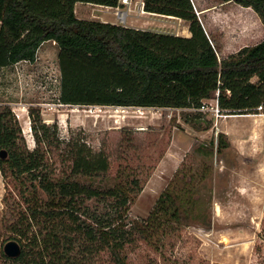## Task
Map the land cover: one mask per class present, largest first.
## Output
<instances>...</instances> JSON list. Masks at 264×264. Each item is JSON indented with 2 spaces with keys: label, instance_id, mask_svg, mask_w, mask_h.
Returning <instances> with one entry per match:
<instances>
[{
  "label": "trees",
  "instance_id": "16d2710c",
  "mask_svg": "<svg viewBox=\"0 0 264 264\" xmlns=\"http://www.w3.org/2000/svg\"><path fill=\"white\" fill-rule=\"evenodd\" d=\"M230 1L251 7L264 24V0H220ZM76 2L119 4V0H0V67L33 62L40 45L53 41L58 47L61 103L199 108L218 92L224 114L257 113V106L264 112V38L219 58L218 46L191 0H142L144 11L186 20L189 36L79 18ZM5 113H0V149L7 157L0 159V172L6 187L12 182L17 190L13 228L18 242L23 241L19 256L12 260L66 264L58 252L60 243L75 232L93 246L91 250L107 249L115 264H125L121 250L128 231L126 204L133 200V190L127 188L130 170L118 168L109 176L104 151L93 150L83 138L60 137L56 124L41 122L38 116L32 119L34 145L29 148ZM210 145L208 151L198 149L211 155L213 140ZM227 145L225 134L218 133L216 152ZM192 177V171L189 175L177 171L146 219L130 228L155 237L197 219L208 227L210 214L199 208L195 191L178 184ZM97 202L106 206L99 209ZM49 250L54 255L46 261Z\"/></svg>",
  "mask_w": 264,
  "mask_h": 264
},
{
  "label": "rangeland",
  "instance_id": "374dc122",
  "mask_svg": "<svg viewBox=\"0 0 264 264\" xmlns=\"http://www.w3.org/2000/svg\"><path fill=\"white\" fill-rule=\"evenodd\" d=\"M139 2L130 0L132 14L127 13L126 24L130 15H138ZM192 3L195 12L194 5L201 12H196L197 17L218 46L219 58L264 38V24L251 7L220 0ZM98 5L77 4V17L124 25L113 10H101ZM165 16L168 17L150 13L146 18H136L146 21L141 24L142 29L181 36L189 32L186 20ZM57 52L53 41H45L38 48L35 61L0 67V113L9 112L5 114L20 129L19 134L29 148L34 145L32 119L38 116L41 122L56 124L60 137L83 138L93 150L104 151L109 176L116 175L118 168L130 170L127 188L133 190V200L126 204L124 223L128 231L121 250L125 264H264L261 106L256 107L257 113H249L252 115H228L222 110L214 112L212 98L205 100V108L61 103ZM251 80L256 82L257 77ZM218 133L225 134L228 143L220 153L216 152ZM211 140V155L198 149L203 146L210 150ZM181 170L188 171V175L193 172L188 183L178 184L187 191H195L199 208L210 214L209 226L201 225L197 219L155 237L132 230L131 223L146 219L159 193ZM16 193L12 182L6 187L0 172V264H31L15 262L3 252L5 242H18L17 229L13 228L18 209ZM110 202L114 204V200ZM95 206L100 209L106 204L97 202ZM61 243L58 252L63 263L115 264L109 250H91L93 246L75 232H70ZM53 255L47 251L45 260Z\"/></svg>",
  "mask_w": 264,
  "mask_h": 264
},
{
  "label": "crops",
  "instance_id": "0c3cea01",
  "mask_svg": "<svg viewBox=\"0 0 264 264\" xmlns=\"http://www.w3.org/2000/svg\"><path fill=\"white\" fill-rule=\"evenodd\" d=\"M141 2H139V4H137V6H136V12H137V14L139 15H133V16H135V17H133V16H131L130 15V18H129V23H127L126 24V20H125V22L123 23L124 25H126V26H129V27H133V28H143V25H141V24H143L144 22H146V21H140L138 18L140 17V15L141 16H143L144 18H146V16L148 15V14H150L149 12H147V11H144L143 9H142V0H140ZM192 2H193V0H192ZM91 4V3H85V2H76L75 3V5H74V11H75V14H77L76 13V6H77V4ZM194 4V3H193ZM93 5H96V4H93ZM100 8H102L101 10H113L114 11V7H111V6H103V5H98ZM195 6V9H196V12L198 13V15L201 13L200 11H198V9H197V7H196V5H194ZM124 10H126L127 11V13L128 12H131V14H132V9L130 8V2H129V4H124V5H122L121 6ZM140 9V10H139ZM141 11V12H140ZM152 14V13H151ZM127 16V15H126ZM136 17H138V18H136ZM165 17H167V16H165ZM82 18V17H81ZM143 18V19H144ZM167 18H173L172 16H168ZM173 19H175V18H173ZM200 19V18H199ZM109 22H112V23H115L114 21H109ZM117 24V23H116ZM138 26H142V27H138ZM158 32V31H157ZM184 36H189V32H187Z\"/></svg>",
  "mask_w": 264,
  "mask_h": 264
},
{
  "label": "built area",
  "instance_id": "2783aa9c",
  "mask_svg": "<svg viewBox=\"0 0 264 264\" xmlns=\"http://www.w3.org/2000/svg\"><path fill=\"white\" fill-rule=\"evenodd\" d=\"M129 2H130V0H119V4L114 7L115 17L117 18V20L120 23H124L125 22V18H126V15H127V11L124 10L121 6H122V4L123 5L124 4H129ZM217 95H218V92H216L215 97L212 98L214 100L213 109H214L215 113L221 112V110L219 109V106H218V102H217ZM205 100L202 101V104H201V106L199 108H205V105H206Z\"/></svg>",
  "mask_w": 264,
  "mask_h": 264
},
{
  "label": "water",
  "instance_id": "95a60500",
  "mask_svg": "<svg viewBox=\"0 0 264 264\" xmlns=\"http://www.w3.org/2000/svg\"><path fill=\"white\" fill-rule=\"evenodd\" d=\"M7 156V151L5 149H0V159ZM3 252L9 258H15L19 256L21 252V246L16 240H9L3 245Z\"/></svg>",
  "mask_w": 264,
  "mask_h": 264
},
{
  "label": "bare ground",
  "instance_id": "6f19581e",
  "mask_svg": "<svg viewBox=\"0 0 264 264\" xmlns=\"http://www.w3.org/2000/svg\"><path fill=\"white\" fill-rule=\"evenodd\" d=\"M248 115H252V114H249V113H248ZM253 115H254V114H253Z\"/></svg>",
  "mask_w": 264,
  "mask_h": 264
}]
</instances>
